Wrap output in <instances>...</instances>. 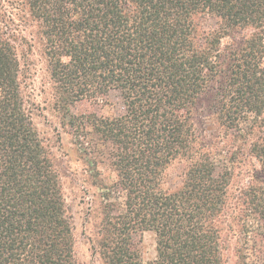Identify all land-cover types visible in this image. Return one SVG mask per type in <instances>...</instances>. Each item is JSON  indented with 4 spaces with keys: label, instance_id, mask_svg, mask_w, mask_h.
I'll use <instances>...</instances> for the list:
<instances>
[{
    "label": "trees",
    "instance_id": "16d2710c",
    "mask_svg": "<svg viewBox=\"0 0 264 264\" xmlns=\"http://www.w3.org/2000/svg\"><path fill=\"white\" fill-rule=\"evenodd\" d=\"M33 54L90 171H116L96 210L104 264H228V219L264 244V0H0V264H80L64 166L24 96ZM113 91L119 114L71 109ZM203 113L232 134L220 142H242L222 148L220 162L198 128ZM247 155L259 168L234 193ZM173 161L186 168L172 188ZM144 230L156 234L147 263ZM236 250L241 264H264Z\"/></svg>",
    "mask_w": 264,
    "mask_h": 264
},
{
    "label": "rangeland",
    "instance_id": "374dc122",
    "mask_svg": "<svg viewBox=\"0 0 264 264\" xmlns=\"http://www.w3.org/2000/svg\"><path fill=\"white\" fill-rule=\"evenodd\" d=\"M23 67V91L27 104L32 109L41 136L64 166L65 194L70 208L69 215L73 225L76 256L80 264H104L95 242L97 224L101 218L98 213L102 203L100 194L102 190H105L101 188V185L115 182L117 180L116 171L109 163L100 164L98 174L94 172L95 175L88 168L85 156L77 150L69 128L63 124L62 113L56 107L54 90L43 58L39 54H33L31 60ZM85 106H91L99 114L105 116L119 114L124 109L123 101L116 91L101 98L98 103L77 104L71 109L76 111ZM197 124L205 141L215 147L216 151L213 153L219 162L223 158L222 148H226L229 144L236 150L242 143L241 140L238 141L235 138L230 143L220 142L232 134L229 131L224 133L208 113L200 115ZM242 124L245 126L244 122ZM263 132L264 122L256 128V134ZM239 161L242 165L235 167V172H241V174H235L233 177L232 191L234 193L239 186L248 183L254 166L259 168L257 159L251 155L239 158ZM185 168V162L173 161L164 172V185L172 188L178 186L184 176ZM112 200L124 202L125 192L120 189L114 191ZM231 222L229 219L225 221L223 232L228 264H241L240 253L236 250L237 246L247 253L246 261L250 263L264 256V244L260 243V248H258V244L252 239L238 234L236 223ZM140 239L141 254L144 262L147 263L157 254L156 234L153 230H144L140 232ZM255 246L257 249L254 248Z\"/></svg>",
    "mask_w": 264,
    "mask_h": 264
}]
</instances>
